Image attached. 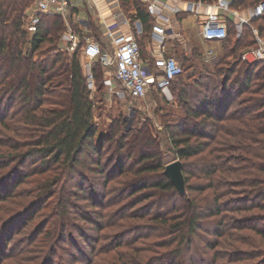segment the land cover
I'll use <instances>...</instances> for the list:
<instances>
[{
    "label": "trees",
    "instance_id": "trees-1",
    "mask_svg": "<svg viewBox=\"0 0 264 264\" xmlns=\"http://www.w3.org/2000/svg\"><path fill=\"white\" fill-rule=\"evenodd\" d=\"M31 1L0 0V103L5 100L11 102L10 105L19 102V106L7 119L0 120L5 131L2 135L6 138L0 143V168L3 170L9 164L16 163L3 174L0 173V185L15 173H20L22 178H28L30 173L22 172L20 166L27 161L38 160L40 164H57L69 168L70 171L78 166L84 169L86 164L88 170L101 173L104 187L115 175H111V171H107L101 163V155L104 154L102 148L106 141L114 140V148L108 155L111 156L109 161L117 165L118 174L128 176L127 172L132 173L122 182L123 192L128 191L126 195L130 199L124 203L123 208L126 209L121 208L120 212L129 209L126 220L146 217V220L155 221V224L146 221L131 223L122 234H131L133 227L137 231L144 227L155 229L160 236H169L168 239L163 238L160 241L161 247L175 244L163 253V257L168 259L167 264H214L217 259L225 261L220 264H236L233 262L255 258L259 259L248 264H264V211H261L264 210V58L243 61L239 71L236 69L238 63L230 67L222 65L224 67L220 68L225 74L221 80L214 79L216 81L211 90L207 88L208 85L202 88V80H196L193 84L196 96L191 102L184 97L186 88L183 86L179 89L180 98L187 105L185 114L178 123L180 127L176 134L179 136L175 137L174 127L167 131L172 137L175 154L182 163L185 191L180 194L164 175L161 160L156 163H142L134 170L124 168L125 158H130L134 151L139 161L149 157L144 153L146 140L144 135L141 137L144 133L142 129L133 134L137 148L136 145H132V148L125 145L127 134H118L117 137L114 134L96 135L92 111L94 103L80 65L79 49L77 47L71 53L60 50L58 41L65 25L58 14H40L37 30L32 33L25 31L23 18ZM202 1L209 3L214 0ZM256 1L233 0L232 7L245 9ZM120 4L128 16L142 22L143 36H148L152 19L144 3L141 0H120ZM251 24L264 37V12L253 17ZM74 27L76 28L75 24ZM230 30L235 33L234 22L227 20V36L222 42L228 39ZM27 33L30 35L27 36ZM143 40L144 37H140L139 44L144 52ZM254 42L251 29L244 26L230 52L238 46H244V50H247ZM26 44L28 47H25ZM236 71L238 73L234 76ZM93 74L94 78L104 76L98 64L94 65ZM180 75L172 81L171 86L180 79ZM234 103L237 106L229 109ZM94 154L95 159L91 157ZM84 157L91 159L84 162ZM192 157L196 158L192 162L193 166L207 180L204 185H187L182 160ZM38 167L36 165L32 170H36L34 174H44L49 170ZM83 173L82 170L78 172L81 177ZM148 173L153 175H146ZM60 177L55 173L50 177L45 175L43 182L36 187L34 197L40 200L47 194L57 195L58 201L63 203L66 210L72 201L63 195L64 188L59 183ZM204 190L209 192L202 197L193 194L202 193ZM99 191L94 189L87 193L88 196L83 191L82 200H88V205L92 207L99 206V201L94 199ZM162 193L175 196V201H181L182 206L177 208L172 204L167 211L157 210L150 215L148 212L138 213L137 209H133L138 202L160 197ZM73 194L78 196L75 189ZM17 195L20 196L18 192L5 193L0 199ZM227 195L235 196L224 199ZM231 201L241 206L229 204ZM16 203L21 208L19 207L14 216L1 222V233L13 218L30 207L19 204L18 200ZM156 204L155 200L150 202L149 209ZM240 210L247 213L243 216H228L226 213ZM81 217L93 228H98V223L100 228L115 224L112 221H100V224L99 217L94 214ZM203 219L209 220L211 228L207 229H212L215 235L213 240L205 243L206 249L212 250L209 257L211 263L205 260L202 263L186 261L187 248L193 242L192 237L196 230L203 227ZM119 225L123 226L122 223ZM132 242H124V250L119 249V253L112 256L113 263L110 264H154L159 259V256L154 257L156 254L147 253L150 249L139 248L132 245ZM116 246L118 248L120 244L117 243Z\"/></svg>",
    "mask_w": 264,
    "mask_h": 264
},
{
    "label": "rangeland",
    "instance_id": "rangeland-1",
    "mask_svg": "<svg viewBox=\"0 0 264 264\" xmlns=\"http://www.w3.org/2000/svg\"><path fill=\"white\" fill-rule=\"evenodd\" d=\"M32 10L33 0L27 8L25 15L31 13ZM23 28L25 30L24 18ZM183 28L187 35L185 37L187 40V48L179 52L177 51L176 56L183 66V72L179 77L180 79L177 82L175 81L166 95L160 92H150L144 99L134 100L130 98L112 75L106 76L112 83V89H109L104 83L105 77L103 75V77L94 78V87L90 89V98L94 103L92 111L93 120L97 129L96 135L102 134L103 136H109L110 134H114L117 137L118 134H127L125 145L132 148V145H136L134 144L136 139L133 137V134L139 129L144 131V133L140 132V134L143 133L141 137L144 135V139L146 140L144 153L145 155H149V157L139 161V157L136 151H134L130 158H125V169L134 170L138 165H142V163H156L159 160L165 166L179 159L175 154L174 143L168 132L173 127L175 134L176 131H179L180 126L178 123L185 114L187 105L181 100L179 89L181 87L183 88V86L186 88L184 97L186 96V99L191 102L196 96H194L195 88L193 87L195 82L202 80V88L208 85L207 88L211 90L216 81L214 79L221 80L225 74L222 68H220L224 67L222 65L226 64L230 67L238 63L239 65L236 66V69L239 71L242 64H244L243 61L249 62L243 59L240 54L242 49H246L244 46H238L232 53L230 52L234 48V42L237 37L234 31L230 30L228 39L219 44H207L204 42L201 43L197 25L192 16H188L187 20L183 22ZM93 34L97 36H95L97 39L102 38L101 33L93 32ZM28 35L30 33H27ZM58 46L60 50L65 51L61 48L62 42L60 40L58 41ZM25 47H28V44ZM208 49L213 51V56L206 58L205 51ZM66 52L71 53V51L67 50ZM218 71L221 73H217ZM237 71L234 76L237 75ZM10 104L11 102L6 100L0 103V120L7 119L19 106V102ZM236 106L237 103H234L229 109L232 110ZM2 132L4 133L5 131L0 123V143L6 139L2 135ZM177 136L179 134H176L175 137ZM96 138L97 136L95 140ZM114 143V140L112 142L106 141L102 148V153L104 154L101 155V163L107 171H111V175H115L104 187L101 173L88 170L86 164L84 169L78 166L70 171L69 168H63L57 164H40L41 162L38 160L36 162H32L33 160L27 161L20 166L22 172L27 171L30 173L28 178H22L20 173H15L4 184L0 185V197L5 193L18 192L20 194V196H6V198L0 199V224L8 217L14 216V213L19 210V207L21 208V205L18 206V203H16L17 200L20 202L19 204L22 203L26 207L30 206L27 210L16 216V218H13L4 232L1 233L3 228H0V233L2 234L0 237V264H110L113 263L112 256L120 251L119 249H123L122 244L131 241H133L132 245L134 246L150 249L151 251L148 250L147 252L149 255L156 254L157 256L154 257L159 256V259H156L154 264H167L166 261L168 259L163 257V253L174 247L175 244L172 243L167 247H161L160 241L163 238L168 239L169 236H160L159 232L155 229L144 227H141L139 231L133 227L130 230L131 234H122L128 229L131 223L135 224L146 221L155 224V221L146 220V217L126 220L125 217L129 213V209L123 211V213L120 212L121 208L126 209L123 208L124 203H126L127 199H130L126 195L128 191L123 192L124 185L122 182L126 177H130L132 173L127 172L128 176L123 173L118 174L117 165L109 161L111 156L108 155L114 148ZM135 148H137V145ZM91 157L95 159V154L91 155ZM89 159L91 158L84 157L83 161L86 162ZM194 159L196 158L192 157L182 160L184 161V174L187 185H204L207 180L193 166L192 162H194ZM15 164L11 163L3 170L0 168V173L3 174ZM36 165H39L41 168H49V170L44 174L38 172L34 174L36 170H32H34ZM81 170L84 171L82 177L78 174ZM54 173L61 176L59 183L63 185V195L66 198L69 197L72 201V204L66 210L63 208V203L60 200L58 201L59 198L57 195L48 196L47 194L41 197L40 200H36L34 197L37 191L35 189L43 182L42 180L45 179L44 176L50 177ZM146 175L153 174L148 173ZM74 189L78 196L73 194ZM94 189L100 190L94 197L100 203L96 207L88 205V200V203L85 199L82 200L83 191L88 196L87 193ZM208 192L209 190H204L202 193L194 192L193 194L202 197V195ZM234 196L227 195L224 196V199ZM174 197L169 193H162L160 197L156 196L155 198L138 202L134 205L133 209H137L138 213L148 212L150 215L157 210L167 211L171 208L172 204L174 207H181V201H175ZM161 199L163 202H161ZM154 200L157 204L152 209H149L150 202ZM115 201L118 202L115 203ZM229 204L241 206V204L233 201L229 202ZM256 211L259 210L256 209ZM261 211L263 212L264 210ZM226 213L228 216H243L247 212L240 210L239 212L230 211ZM91 214L99 217L98 222L110 223L112 221L115 224H108L100 228L97 222L98 225L96 227L98 228H93L89 222H86L81 217V215ZM208 221V219H203V227L196 230L192 237L193 242L185 253L186 261L193 260L197 261V263L207 261V263H211L209 257L212 250L206 249L205 243L213 240L215 235L212 233V229L209 230L211 226L208 224ZM120 223L123 226H120ZM117 243L120 244L118 248L116 246ZM242 246L247 247L245 245ZM160 256L162 257L160 258ZM258 259L241 260L233 263L248 264L256 262ZM222 262L225 261L217 259L214 264H220Z\"/></svg>",
    "mask_w": 264,
    "mask_h": 264
},
{
    "label": "built area",
    "instance_id": "built-area-1",
    "mask_svg": "<svg viewBox=\"0 0 264 264\" xmlns=\"http://www.w3.org/2000/svg\"><path fill=\"white\" fill-rule=\"evenodd\" d=\"M112 10L110 21L99 15L102 38L97 39L88 30L85 21L76 16L77 24H71L72 10L76 0H33V10L24 17L25 30L32 33L37 30L40 14H58L62 17L65 29L60 35L62 49L74 51L78 47L80 65L86 76L87 87H94L93 67L98 64L104 73V83L112 89L107 75L112 77L134 100L144 99L150 92L167 94L172 81L182 73V65L169 52L166 41L175 37L182 43L183 38L174 33V17L182 8L168 5L163 0H141L152 19L149 36L154 48L144 53L139 44L143 34V24L132 19L121 8L120 1ZM233 0H214L205 3L202 0H185L183 11L195 15H204L200 34L203 40L221 41L227 36V20L234 22L238 37L244 26H249L254 35V45L243 51L241 57L249 62L264 58V37L251 24L253 17L264 12V0H257L245 9L233 8ZM170 13L167 15L165 12ZM205 56H213L208 49Z\"/></svg>",
    "mask_w": 264,
    "mask_h": 264
},
{
    "label": "crops",
    "instance_id": "crops-1",
    "mask_svg": "<svg viewBox=\"0 0 264 264\" xmlns=\"http://www.w3.org/2000/svg\"><path fill=\"white\" fill-rule=\"evenodd\" d=\"M120 1V0H119ZM168 5L173 6H179L182 9L177 13L170 15V13L165 12L167 15L173 16L175 21L172 24L174 27V33H178L184 40V42H180L179 39L173 37H169V39L166 41V46L169 49V52L173 54L175 57L177 56V51H181L182 49H186L187 40L185 37L187 36L185 34V30L183 28V22L187 20L188 16H192L194 19V22L197 25V30L199 33V37L201 39V43H207V44H219L222 41H207L203 40L200 34L201 25L204 19V15H195L191 12L183 11V6L185 3V0H163ZM115 0H76V7L72 10V15L70 17L71 24H77V20H75V17L78 16L82 18L85 21V25L87 26L88 30L97 33H101V25L99 24V15L102 14L106 18L109 19L111 17L112 10L114 9V5H116ZM121 5V4H120ZM150 28L148 31V36L144 35V31L141 37H144L143 42V50L144 53H148L151 49L154 48V43L152 42L150 36H149ZM177 58V57H176ZM178 59V58H177Z\"/></svg>",
    "mask_w": 264,
    "mask_h": 264
},
{
    "label": "water",
    "instance_id": "water-1",
    "mask_svg": "<svg viewBox=\"0 0 264 264\" xmlns=\"http://www.w3.org/2000/svg\"><path fill=\"white\" fill-rule=\"evenodd\" d=\"M163 173L168 177L170 182L174 185L180 194L185 191V182L182 172V163L179 159H176L164 166Z\"/></svg>",
    "mask_w": 264,
    "mask_h": 264
}]
</instances>
